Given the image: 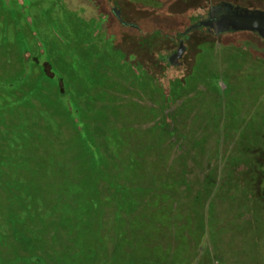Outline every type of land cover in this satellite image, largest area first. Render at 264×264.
<instances>
[{"label":"rangeland","instance_id":"1","mask_svg":"<svg viewBox=\"0 0 264 264\" xmlns=\"http://www.w3.org/2000/svg\"><path fill=\"white\" fill-rule=\"evenodd\" d=\"M64 1L52 18L65 35L66 24L73 33L83 26L79 1ZM33 2L19 14L0 1V112H7L4 122L15 120L11 139L7 126L0 134L28 167L31 124L42 119L66 139L46 113L54 112L68 130L71 162L45 181L34 168L39 174L33 183L36 176L27 169H18L21 175L4 169L13 195L0 182V264H239L240 255L245 264H264L263 230L256 228L254 237L247 228L262 214L242 190L238 161L228 160L221 136L188 118L180 134L170 128L171 119L167 127L159 125L163 112L118 109L111 118L91 112L93 135L81 128L79 138L68 124L73 118L58 82L33 67L50 55L76 96L85 87L41 17L38 6L47 0ZM30 16L32 27L26 24ZM255 131L257 136L264 128Z\"/></svg>","mask_w":264,"mask_h":264},{"label":"flooded vegetation","instance_id":"2","mask_svg":"<svg viewBox=\"0 0 264 264\" xmlns=\"http://www.w3.org/2000/svg\"><path fill=\"white\" fill-rule=\"evenodd\" d=\"M78 1L83 28L73 33L66 24L68 34L61 44L54 38L66 65L85 87L76 96L68 77L58 84L69 104L73 124H68L74 132L81 138L84 128L93 135L97 125L90 120L95 117L91 112L111 118L118 109L163 112L159 125L167 127L171 119L170 128L180 134L186 118L206 126L209 133L221 136L228 160L231 156L238 161L242 190L263 217L248 222L247 228L254 237L256 228L264 235V132L255 135L257 127L264 128V33L247 25V19L264 14V0H141L162 5L161 13L151 19L146 16L141 23L112 5L108 41L101 40V31L92 29L90 17L83 13L91 16L95 10L85 0ZM6 113L0 112V131L7 126L5 136L11 139L15 120L4 122L1 116ZM46 113L68 139L64 121L54 112ZM44 125L39 119L27 130L32 141L25 142L28 167L17 162L12 155L15 149L0 134L1 185H12L4 169H16L19 175L18 169H27L36 176L29 180L33 183L38 180L36 167L45 181L70 166L68 140H59L53 128ZM92 140L85 143L94 147ZM223 167L226 170V164ZM242 257L239 264H245Z\"/></svg>","mask_w":264,"mask_h":264},{"label":"trees","instance_id":"3","mask_svg":"<svg viewBox=\"0 0 264 264\" xmlns=\"http://www.w3.org/2000/svg\"><path fill=\"white\" fill-rule=\"evenodd\" d=\"M2 1L6 6L15 9L19 14H25V3L33 0H0ZM40 1V0H34L33 3ZM83 1V0H81ZM86 4L90 7H92L95 10V14H92L90 16L89 22L91 24L92 29H99L101 31V40L108 41L106 38V31L108 29V16L109 14L113 13L111 10V6L115 5L117 7V10L122 15L135 18L136 23L144 22V18L146 16L149 17V19L156 17L159 13L162 12L161 8L162 5L148 2V1H141V0H119L117 4L114 3V0H85ZM113 3V4H112ZM45 4H47V8H45ZM43 6H38L41 17L46 18L48 21L49 27L51 29V33L53 34L54 38L58 42V44H61L63 39L65 38V35L62 33L59 22L57 20H54L52 18V15L54 13L55 8L63 7L65 6L64 0H47V3H45ZM26 24L32 27V24L34 23L33 18L27 17ZM75 50V48H73ZM48 62L45 64H39L37 63L36 66L33 67H39L43 69L44 73L47 77L55 80L60 84L62 81L64 75H62L58 70L54 67V65L51 63V56L48 55ZM32 69V72H33ZM57 74V76H55Z\"/></svg>","mask_w":264,"mask_h":264},{"label":"water","instance_id":"4","mask_svg":"<svg viewBox=\"0 0 264 264\" xmlns=\"http://www.w3.org/2000/svg\"><path fill=\"white\" fill-rule=\"evenodd\" d=\"M247 20V25L250 26V28L256 29L264 33V14L256 15L255 17H251Z\"/></svg>","mask_w":264,"mask_h":264},{"label":"crops","instance_id":"5","mask_svg":"<svg viewBox=\"0 0 264 264\" xmlns=\"http://www.w3.org/2000/svg\"><path fill=\"white\" fill-rule=\"evenodd\" d=\"M53 36V35H52ZM63 75V74H62ZM66 77V76H65ZM74 90V89H73Z\"/></svg>","mask_w":264,"mask_h":264}]
</instances>
